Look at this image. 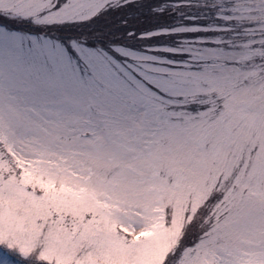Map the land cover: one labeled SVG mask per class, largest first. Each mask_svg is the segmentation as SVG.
<instances>
[{
  "label": "snow or ice",
  "instance_id": "6c2138e0",
  "mask_svg": "<svg viewBox=\"0 0 264 264\" xmlns=\"http://www.w3.org/2000/svg\"><path fill=\"white\" fill-rule=\"evenodd\" d=\"M0 264H264V0H0Z\"/></svg>",
  "mask_w": 264,
  "mask_h": 264
}]
</instances>
